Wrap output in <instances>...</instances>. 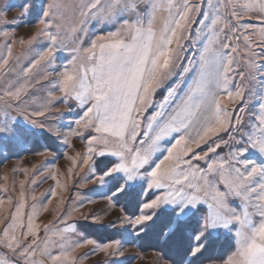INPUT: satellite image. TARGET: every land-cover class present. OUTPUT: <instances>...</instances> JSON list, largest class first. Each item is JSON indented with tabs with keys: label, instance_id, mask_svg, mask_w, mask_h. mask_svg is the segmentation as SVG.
I'll list each match as a JSON object with an SVG mask.
<instances>
[{
	"label": "snow or ice",
	"instance_id": "1",
	"mask_svg": "<svg viewBox=\"0 0 264 264\" xmlns=\"http://www.w3.org/2000/svg\"><path fill=\"white\" fill-rule=\"evenodd\" d=\"M12 23L35 31L18 40L0 31V149L54 138L36 154H74L63 153L65 172L46 169L50 197L80 173L89 187L78 204L61 197L50 210L51 198L26 191L35 173L14 168L26 178L15 201L0 199V264H84L96 254L97 264H124L113 258L161 218L164 243L175 242L155 250L156 264H264V0H6L0 25ZM65 49L71 59L58 65ZM70 100L82 115L63 133L48 121ZM93 195L103 215L81 211ZM78 220L120 238H92Z\"/></svg>",
	"mask_w": 264,
	"mask_h": 264
},
{
	"label": "rangeland",
	"instance_id": "2",
	"mask_svg": "<svg viewBox=\"0 0 264 264\" xmlns=\"http://www.w3.org/2000/svg\"><path fill=\"white\" fill-rule=\"evenodd\" d=\"M6 0H0V6H2ZM19 10L14 9L8 12L7 19L9 21H12L14 17L18 15ZM3 30H14L15 31V38L18 40L21 37L27 38L28 35H30L33 31H35V27L31 24H8V25H0V31ZM94 31V30H93ZM4 38L0 37V43H3ZM71 47V46H69ZM22 51L19 44H17L14 47V53L20 54ZM190 54V53H189ZM58 60L57 64H67L68 60L71 59V52L69 49H65L61 52L57 53ZM23 64H26L27 61L23 60L21 61ZM13 77H7V79H12ZM239 81L237 80V83ZM48 88L47 81H42L41 85H37L38 92L36 93L40 97H45L46 92ZM35 91V90H34ZM57 95H60L57 93ZM157 99H159V94L157 95ZM59 109V113H53L50 115L54 116L53 121H48L50 123H53L54 126L59 127L61 132L67 133L69 130V127H75L74 121L82 115V109L76 106L75 101H69L68 105L64 104H57L56 105ZM68 107H71L72 111H67ZM229 107H234V105H229ZM40 119H46L44 117ZM87 135V134H85ZM38 144H37V143ZM73 143L77 146L79 149L82 147L79 139H73ZM44 146L53 147L54 146V138L49 137H40L38 140H30L27 143L20 144L16 147H13L11 149H0V185L7 184L8 185V191L5 192L2 188H0V199H7L9 196L13 198L15 201V197L19 190V180L25 179V175L22 172H13V169L16 167L20 168H28L29 169V176L28 179L33 178V175L35 173V178L37 179L38 183L37 185H31L26 184V191L29 193V195L32 194L34 191L35 194L38 197V200L46 202L48 199H50V195L48 193V190L50 188H54L56 186V182L51 179H45L48 176V171L46 169H51L53 163L56 167H58L61 172H65L66 168L70 166V162L64 159L63 153L67 151L69 155L74 154L70 149H64L63 147L60 148V150L56 153V159L53 161L51 157L45 158L37 155L36 153L43 150ZM33 166H36L35 169ZM40 172H43V175H39ZM7 175L9 177L8 181L3 180V176ZM84 175V173H80L78 176H74L72 180L68 181V188L67 191H62L60 188H57V198H51L52 203L48 205L49 209H54L56 207L57 201L59 198H64L66 200L65 207H71L73 204H78L79 200L77 199V193L81 194V198H83L84 195L88 194V187L87 185L83 184V181L81 180V177ZM61 179V182L63 183L65 180L64 176L59 177ZM15 181V188L16 191H13V182ZM42 181V182H41ZM45 193V196L41 197L40 193ZM93 199L97 200L96 204H87L85 203V206L81 211L88 212L89 210L93 212H97L101 215L103 213L101 212V209L104 207V202L99 200L98 196L93 195ZM32 201L29 200V204H31ZM78 214H74V219L76 218ZM114 216L110 215L105 218L104 223L106 224L108 220L112 219ZM41 220L47 221L51 219V215L49 213H43L40 217ZM78 226L80 227V230L83 231L86 235L94 238L93 233L96 231H99L100 235L105 234L107 238H114L119 239L120 236L116 232V230L111 228H101L98 225H94L91 223V221L85 222L78 220ZM89 225H92L94 227L90 228ZM94 228V229H93ZM94 231V232H93ZM105 231L107 233H105ZM87 232V233H86ZM112 238V239H113ZM98 240H105L106 239H99ZM220 242H223L221 240ZM87 249H82L81 251H86ZM124 256L123 257H114L113 259L118 261H123L124 264H156V251H148L144 252L140 249V240L136 241L134 243H129L124 246ZM139 256L141 258L139 259H130L131 257ZM103 254H96L92 255L90 259L86 260L84 264H97L98 260H103Z\"/></svg>",
	"mask_w": 264,
	"mask_h": 264
},
{
	"label": "trees",
	"instance_id": "3",
	"mask_svg": "<svg viewBox=\"0 0 264 264\" xmlns=\"http://www.w3.org/2000/svg\"><path fill=\"white\" fill-rule=\"evenodd\" d=\"M165 223H166V219L161 218V220L157 221L156 225L153 227V229L151 231L148 232L147 235L142 236V238L140 239V249L142 251L148 252V251H155V250H161V249L166 250V251L171 250V248L175 242V238H173L167 244H165L162 237H161V230L164 229ZM89 227L92 228L94 226L89 225ZM105 233H107V232L105 231ZM100 234H102V233H100L99 231H96V234L94 232L93 236H94V238L106 239V240L113 238V237L107 238L105 236V234H103V235H100ZM223 244H224V241L223 242L218 241L217 245H216L217 250H219V248Z\"/></svg>",
	"mask_w": 264,
	"mask_h": 264
}]
</instances>
